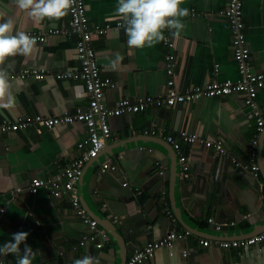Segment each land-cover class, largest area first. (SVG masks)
Instances as JSON below:
<instances>
[{
	"label": "crops",
	"instance_id": "1",
	"mask_svg": "<svg viewBox=\"0 0 264 264\" xmlns=\"http://www.w3.org/2000/svg\"><path fill=\"white\" fill-rule=\"evenodd\" d=\"M85 1L91 24L114 25L118 20V0ZM227 3L228 0H185L182 7L189 10L183 18L185 29L179 37L165 31L174 42L172 48L162 41L151 48L131 49L124 27L114 26L96 36L101 74L111 83L105 86L107 104L114 105L122 97L134 100L165 93L168 51L175 54L174 76L181 89L213 80H237L240 72L230 22L223 14ZM243 9L252 67L264 70V0H244ZM7 19L13 20L16 31L70 27V14L58 21L37 23L17 7L15 0H0V22ZM117 56L123 59L113 69ZM26 66L45 67L48 73L42 79L12 77ZM79 68L75 36L64 33L36 42L27 56L8 58L0 70L7 72L11 88L0 104L11 99L12 106L0 107V122L88 107L85 83L73 75ZM59 73L66 75L57 77ZM256 101L264 115V87L259 89ZM111 126V138L98 155L86 162L77 185L87 213L108 234L104 245L98 247L96 240L85 239L89 226L77 215L67 196L55 197L45 188L36 193L28 191L32 177L56 174L84 151L86 147L77 146L88 134L82 121L59 123L41 132L27 127L0 135V209L7 208L6 212L0 211V245L11 240L14 233L27 232V245L37 252L33 264H73L74 259L85 255L98 258L100 264H126L134 246H143L178 228L190 230L189 235L175 239L171 247L161 246L140 264H264V240L248 248L222 247L215 242L264 229V167L256 177L232 158L249 162L257 127V118L242 95L207 96L177 105L153 102L132 114L113 116ZM149 126L166 134L187 129L201 138L222 139L231 156L218 154L200 140L184 144L191 169L188 177H182L176 151L163 136L144 134ZM175 155L174 196L180 217L173 210L171 198ZM261 155L264 164V142ZM104 161L115 164L116 169L103 170ZM160 169L165 173L161 174ZM18 185L22 189L17 191ZM163 190L174 217L165 210ZM114 215H118V221ZM211 216L224 223L221 229L209 221ZM201 238L213 242L203 245ZM23 248L21 244L22 251ZM184 249L189 251L187 256L182 254ZM7 258L16 264L14 255Z\"/></svg>",
	"mask_w": 264,
	"mask_h": 264
},
{
	"label": "built area",
	"instance_id": "2",
	"mask_svg": "<svg viewBox=\"0 0 264 264\" xmlns=\"http://www.w3.org/2000/svg\"><path fill=\"white\" fill-rule=\"evenodd\" d=\"M244 0H228L226 7L223 9V14L229 19L232 46L234 57L238 64L240 77L237 80L226 79L223 81L213 80L206 85L187 86L183 89L179 88L176 84L174 76L175 70V54L168 51L165 54L166 71L169 75L167 80V89L165 93L152 96H140L134 100L122 97L114 105H108L105 97V86L111 84L109 79H105L101 74V69L97 59V52L94 45L96 36L107 33L112 27H123V22L117 20L114 25L106 23L104 25L91 24L87 4L85 0H74L70 14V27L69 29H62L60 27H40L38 29H27L26 32L32 37H35L36 42L43 43L49 36L55 34L74 35L76 39V52L80 60V68L74 72L73 75L80 77L85 83V94L88 97V107H78L75 111H64L58 115H24L19 116L15 120L4 119L0 122V135L8 132H13L18 129H25L33 127L41 132L45 128L49 129L59 123L82 121L86 124L88 134L78 142L79 148H84L70 163L63 165L60 171L54 175L46 177L34 176L28 183V191L36 193L41 188L47 189L53 196L62 197L67 196L70 199L71 205L78 216L87 223L90 232L85 235V239L97 241L96 245L102 247L104 241L108 238L105 229L99 226L98 220L89 215L81 203L78 183L80 182L84 167L87 161L98 155L101 149L106 145L108 139L112 136L111 118L122 113L132 114L136 111L143 110L151 103L158 104H187L191 101L197 100L201 97L207 96H222L230 93H239L243 96L246 105H248L257 118V127L254 137L251 140L249 149V162L242 163L234 156L233 160L249 169V171L256 177L260 173L259 163V142L260 135L264 126V115L256 96L261 87H264V70H254L250 59V47L247 43L245 33V19H244ZM166 42L164 43L172 48L174 42L165 33ZM48 73L45 67L26 66L20 71L12 75L16 79H24L32 76L36 79H42ZM63 73L56 74L57 77L65 76ZM144 134H154L163 136L168 141L178 155V160L181 164L182 177H188L190 174L191 164L189 155L183 150L184 144H189L194 141L200 140L206 146L213 148L218 154L231 156L230 151L225 146L222 139L201 138L197 133L189 132L187 129H180L178 134L164 133L154 127H146L143 131ZM156 164L159 166V162ZM108 168L116 169V165L109 161L102 163V169ZM161 174H164V169H160ZM125 185L127 182L124 183ZM22 187L18 185L15 190H21ZM161 198L165 202V210L171 217H174L171 207L166 198V191L163 190ZM103 205H106L102 201ZM1 212H6V207H1ZM115 220L118 221V215H114ZM209 221L214 224L216 229H221L224 223L215 221L214 217H209ZM190 233L188 229L174 228L167 231L161 238L148 241L143 246H134L131 254L127 258L126 264H140L144 260L151 258L155 251L161 246L171 247L174 240L179 238H186ZM97 238H100V240ZM264 240V229L261 232L248 235L246 237H239L233 239H218L215 242L222 247H244L260 243ZM200 242L203 245H209L213 241L207 238H201ZM189 251L184 249L183 256H187ZM0 264H13L7 257H0Z\"/></svg>",
	"mask_w": 264,
	"mask_h": 264
},
{
	"label": "clouds",
	"instance_id": "3",
	"mask_svg": "<svg viewBox=\"0 0 264 264\" xmlns=\"http://www.w3.org/2000/svg\"><path fill=\"white\" fill-rule=\"evenodd\" d=\"M17 7L28 13L34 22L61 20L72 9L74 0H15ZM185 0H118L115 18L123 22L127 35V45L131 49L151 48L165 41V31L171 36L179 37L186 25L183 18L189 10L182 7ZM36 45L35 37L24 31H16L12 19L0 22V65L10 57L27 56ZM123 59L117 56L112 63L113 69ZM11 85L6 71L0 70V100L9 95ZM12 101L0 104V107H11ZM29 233L18 232L11 240L0 245V257L14 255L16 264H33L36 251L27 245ZM21 244H24L23 251ZM73 264H100L98 258L85 255L74 259Z\"/></svg>",
	"mask_w": 264,
	"mask_h": 264
},
{
	"label": "water",
	"instance_id": "4",
	"mask_svg": "<svg viewBox=\"0 0 264 264\" xmlns=\"http://www.w3.org/2000/svg\"><path fill=\"white\" fill-rule=\"evenodd\" d=\"M263 142H264V130L262 131V135H261L260 142H259V149H258V151H259V156L258 157H259V163H260L261 169H263V167H264L263 160H262V155H261ZM176 166H177V159H176V155H175V158H174V161H173L172 177H171V181H172L171 198H172V201H173V210L180 217V213H179V210L177 208L176 201H175V196H174L175 180H176V175H177Z\"/></svg>",
	"mask_w": 264,
	"mask_h": 264
},
{
	"label": "trees",
	"instance_id": "5",
	"mask_svg": "<svg viewBox=\"0 0 264 264\" xmlns=\"http://www.w3.org/2000/svg\"><path fill=\"white\" fill-rule=\"evenodd\" d=\"M168 204H169V202H168Z\"/></svg>",
	"mask_w": 264,
	"mask_h": 264
}]
</instances>
